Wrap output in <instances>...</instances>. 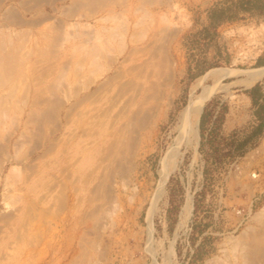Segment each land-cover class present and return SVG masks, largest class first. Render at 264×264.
<instances>
[{"label":"rangeland","instance_id":"374dc122","mask_svg":"<svg viewBox=\"0 0 264 264\" xmlns=\"http://www.w3.org/2000/svg\"><path fill=\"white\" fill-rule=\"evenodd\" d=\"M263 26L264 0H0V264H264V75L222 80L159 187L196 80L263 67Z\"/></svg>","mask_w":264,"mask_h":264},{"label":"bare ground","instance_id":"6f19581e","mask_svg":"<svg viewBox=\"0 0 264 264\" xmlns=\"http://www.w3.org/2000/svg\"><path fill=\"white\" fill-rule=\"evenodd\" d=\"M236 74L243 76V78L236 82L242 84L243 87H248L264 75V66L247 70L232 69L229 67L215 68L209 70L196 80L194 86L200 87V93L197 95H194L193 93L191 94L188 105L178 116V121L174 127L176 136H174L175 138L172 140L170 146L167 148L165 156H163V159L161 160L159 187H162L168 174L175 167L177 157L180 154V149H195L198 140V117L201 113L204 101L218 91H226L229 84L222 83V80ZM205 79H210L211 83L203 85L202 82ZM159 196L160 194L156 197ZM190 210L191 199L188 197L181 208L178 224H182L188 218Z\"/></svg>","mask_w":264,"mask_h":264},{"label":"trees","instance_id":"16d2710c","mask_svg":"<svg viewBox=\"0 0 264 264\" xmlns=\"http://www.w3.org/2000/svg\"><path fill=\"white\" fill-rule=\"evenodd\" d=\"M246 93L249 96L250 102L252 105H256V106H258V108H261V109L264 107V104H261V102L264 100L263 95H259L258 98H255L250 94V91H246ZM258 102H260V104ZM259 124L261 125L262 123H259Z\"/></svg>","mask_w":264,"mask_h":264},{"label":"crops","instance_id":"0c3cea01","mask_svg":"<svg viewBox=\"0 0 264 264\" xmlns=\"http://www.w3.org/2000/svg\"><path fill=\"white\" fill-rule=\"evenodd\" d=\"M226 124V123H225ZM232 124H234V123H232ZM224 125V124H223Z\"/></svg>","mask_w":264,"mask_h":264},{"label":"water","instance_id":"95a60500","mask_svg":"<svg viewBox=\"0 0 264 264\" xmlns=\"http://www.w3.org/2000/svg\"><path fill=\"white\" fill-rule=\"evenodd\" d=\"M202 107H203V105H202Z\"/></svg>","mask_w":264,"mask_h":264}]
</instances>
